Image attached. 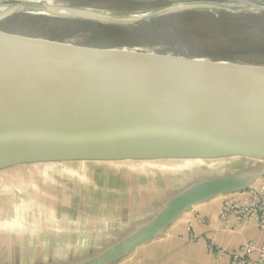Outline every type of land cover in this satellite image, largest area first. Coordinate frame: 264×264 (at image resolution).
Listing matches in <instances>:
<instances>
[{
    "label": "water",
    "instance_id": "95a60500",
    "mask_svg": "<svg viewBox=\"0 0 264 264\" xmlns=\"http://www.w3.org/2000/svg\"><path fill=\"white\" fill-rule=\"evenodd\" d=\"M253 3L264 8L263 1ZM190 4L239 7L213 0ZM21 6L52 8L28 2ZM145 18L138 17L129 23ZM106 48L109 47L76 46L0 32V63L78 68L97 65L108 69L113 76L110 93L121 111L112 112L110 105L101 99L102 108L108 112H97L74 124L50 122L11 128L8 138L0 135V170L21 163L66 159L244 156L264 160V66L235 69L233 76L241 83L171 88L159 97L157 113L143 117L130 75L120 62L105 53ZM47 104L53 111L62 112L50 100ZM252 173L213 174L193 181L169 199L134 236L83 264H105L131 246L153 239L190 206L243 190L264 176V172Z\"/></svg>",
    "mask_w": 264,
    "mask_h": 264
},
{
    "label": "crops",
    "instance_id": "0c3cea01",
    "mask_svg": "<svg viewBox=\"0 0 264 264\" xmlns=\"http://www.w3.org/2000/svg\"><path fill=\"white\" fill-rule=\"evenodd\" d=\"M159 160L66 159L5 168L34 165L30 175L42 182L32 189L21 185L12 197L0 199V264H83L112 251L158 211L144 208L164 206L187 186L188 180L177 188L179 178L171 167L153 164ZM120 162L160 174L145 176L130 167L121 174L105 166ZM140 176L146 182L136 188L133 180ZM118 177L124 186L113 184ZM104 178H109L108 185ZM152 178H156L153 186ZM56 190L62 196L60 204L53 195ZM221 206L220 195L194 204L153 239L131 246L105 264H230L226 258L214 257L208 244L234 250L248 241L264 242V229L256 222L241 225L233 217L224 221Z\"/></svg>",
    "mask_w": 264,
    "mask_h": 264
},
{
    "label": "rangeland",
    "instance_id": "374dc122",
    "mask_svg": "<svg viewBox=\"0 0 264 264\" xmlns=\"http://www.w3.org/2000/svg\"><path fill=\"white\" fill-rule=\"evenodd\" d=\"M190 1L199 0H0V5L10 7H16L19 4L21 6L25 2L48 7L88 6L114 14L123 12L147 17L134 23H102L26 14L23 9L31 7L23 6L18 7L0 21V32L17 37L37 38L55 43L68 42L76 46L96 48L125 44L156 45L157 51L164 49L177 52L179 54L177 63L185 68L199 64L198 66L208 68L220 66L223 67L222 70H225L226 67L232 66L231 63L235 60L245 63L264 62V8H259L253 3L254 1L264 2V0H213L239 6L232 9L195 5L190 4ZM193 71L194 69L171 70L170 72L191 73ZM184 78L209 80L215 83L225 79L206 74ZM153 164L156 167L164 166L165 169L171 167L174 175L176 174L179 178L177 188L213 174L264 172V160L244 156L208 159L171 158L161 159ZM92 166L91 168H94ZM105 166L110 169H119L121 174L124 173L121 170H128L129 167L133 171H141V174L145 176L157 178L160 174L155 171H152L154 174L148 173L145 169L147 167L137 169L135 163L129 162ZM33 169L34 165H18L1 170L0 199L12 197L14 189L21 185L26 189H32L35 185L41 186L42 178L30 175L29 171ZM142 177L134 178L133 181L136 180L133 183L134 187L145 184L146 181L140 179ZM156 178L151 179L152 186ZM186 180L188 181L185 182ZM127 181L129 180L125 179L126 183ZM104 183L108 185L109 178H104ZM113 184L116 187L124 186L119 177L113 180ZM50 188L51 186L48 189ZM54 192L53 195L59 194L57 190ZM56 196L59 204L62 203V196ZM87 206L90 209L94 208V205ZM159 208L161 207L157 203L152 207L144 208L143 211H157Z\"/></svg>",
    "mask_w": 264,
    "mask_h": 264
},
{
    "label": "bare ground",
    "instance_id": "6f19581e",
    "mask_svg": "<svg viewBox=\"0 0 264 264\" xmlns=\"http://www.w3.org/2000/svg\"><path fill=\"white\" fill-rule=\"evenodd\" d=\"M19 5L16 7L0 5V21L18 7H23ZM23 12L58 19L121 24L129 23L141 16L129 15L130 13L114 14L93 7L80 6L52 7L46 10L31 7L23 9ZM155 48L156 45L125 44L109 46L104 50L120 62L130 75L137 94L139 112L143 117L157 113L159 97L171 88L215 83L209 80L186 79L185 76L206 74L225 78L218 80L216 84L241 83L239 78L233 76L235 69L264 66V62L245 63L235 60L231 63L232 66L226 67L225 70L220 66L208 68L198 66L199 64L185 68L177 63L179 57L177 52L164 49L157 51ZM188 69L194 71L170 72ZM112 81L111 71L97 65L78 68L57 64L41 66L0 63V135L6 139L11 128L50 122L74 124L95 116L97 112H108L102 108L101 99L110 105L112 112L120 113L117 101L110 93ZM49 100L62 112L57 113L50 109L47 104ZM80 107L82 108L79 109Z\"/></svg>",
    "mask_w": 264,
    "mask_h": 264
},
{
    "label": "built area",
    "instance_id": "2783aa9c",
    "mask_svg": "<svg viewBox=\"0 0 264 264\" xmlns=\"http://www.w3.org/2000/svg\"><path fill=\"white\" fill-rule=\"evenodd\" d=\"M220 218L233 217L237 223L251 222L264 229V176L247 188L220 195ZM209 252L218 259L226 258L230 264H264V242L248 241L231 250L215 243L208 244Z\"/></svg>",
    "mask_w": 264,
    "mask_h": 264
},
{
    "label": "trees",
    "instance_id": "16d2710c",
    "mask_svg": "<svg viewBox=\"0 0 264 264\" xmlns=\"http://www.w3.org/2000/svg\"><path fill=\"white\" fill-rule=\"evenodd\" d=\"M84 21H86V20H84Z\"/></svg>",
    "mask_w": 264,
    "mask_h": 264
}]
</instances>
